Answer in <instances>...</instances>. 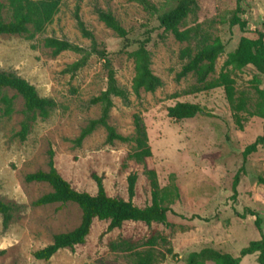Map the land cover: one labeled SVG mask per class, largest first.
<instances>
[{"label": "rangeland", "instance_id": "1", "mask_svg": "<svg viewBox=\"0 0 264 264\" xmlns=\"http://www.w3.org/2000/svg\"><path fill=\"white\" fill-rule=\"evenodd\" d=\"M149 1L155 11L138 0H63L59 13L42 33L0 35V70L16 73L29 81L41 97L53 98L57 103L48 117L36 119L25 140L19 136L24 120L23 99L16 97L11 117H4L0 106V199L20 207L8 227H4L0 214V264H136L134 256L113 252L110 244L125 239L144 250V243L151 237L158 239L154 248L157 264H186L190 253L206 247L238 257L250 242L264 236V184L259 182L260 177L264 178V140L257 152L246 159L243 156L246 147L264 136V120L251 114L258 101L256 87L264 89V75L251 66L242 70L227 68L236 80L238 95L250 100L249 112L241 114L243 129L235 121L223 88L188 94L197 85L195 74L177 81L186 63L180 57L181 51L188 46L197 51L204 43L217 39L226 48L209 80L219 77L243 33L230 24L237 2L198 0V9L181 28H197L200 38L181 43L159 27V17L179 0ZM0 4L4 6V18L9 20L7 0H0ZM241 8L240 17L247 22V31L264 30V0H244ZM98 9L111 12L133 41L151 36V68L164 83L156 92H133L135 63L129 53L137 45L123 50L122 40L100 20ZM77 15L93 34L98 48L111 54L118 84L129 91V104L113 98L109 124L117 133L132 137L134 115L143 117L153 152L148 167L157 172L160 187L171 192L166 203L171 210L167 223L126 222L112 232H107L108 221L96 220L85 244L63 249L49 261L37 260L36 251L52 244L57 234L73 231L82 220L76 204H34L52 188L47 183L27 182L26 176L49 170L50 151L55 154L58 172L76 190L95 195L93 175H97L103 179L109 196L128 200V177L137 173L134 204L145 208L152 202L143 165L129 159L135 148L133 142H108L104 127L88 136L81 146L74 142L91 120L101 117L102 106L91 105L90 101L107 88L104 61L98 55L92 54L83 68L72 73L67 69L82 55L65 51L53 56L45 45L47 38L55 37L91 49L92 40L83 35ZM4 93L15 95L12 90ZM179 102L198 104L202 113L181 121L169 118L168 108ZM238 173L240 183L235 196L233 183ZM258 218L260 228L255 224ZM241 264H258L257 256H247Z\"/></svg>", "mask_w": 264, "mask_h": 264}, {"label": "trees", "instance_id": "2", "mask_svg": "<svg viewBox=\"0 0 264 264\" xmlns=\"http://www.w3.org/2000/svg\"><path fill=\"white\" fill-rule=\"evenodd\" d=\"M138 1L147 9L156 10V7L149 0ZM243 1L236 0L237 7L230 20L231 26H238L243 33L236 48L228 55L219 77L209 80L210 76L215 73L217 60L226 48L220 39L210 44L204 43L197 51H194L190 46L183 49L180 57L186 63L177 75V81H180L189 74H195L197 85L188 94L223 88L235 121L241 129H243L241 114L249 112L250 100L243 94L238 95L236 80L227 71V68L233 67L242 70L251 66L259 74L264 75V30L254 28L247 31V22L240 17L243 12L241 8ZM7 3L11 16L9 20L4 18V6L0 4V35H26L33 32V36L36 33H42L53 22L60 11L63 0H7ZM197 9L198 0H179L174 8L159 17V27L164 29L165 32L171 33L181 43H191L199 40L197 28H181L184 20L190 14L195 13ZM98 15L100 20L122 40L123 50L131 48L134 43L137 45V48L129 53L135 63V77L132 84L133 92L139 95L142 90L153 93L161 88L164 83L160 77L154 74L151 68V53L148 49L151 36L148 35L142 40L133 41L129 37L127 29L111 12L98 9ZM77 22L83 35L92 40L91 49H85L66 39L55 37L47 38L45 45L51 50L53 56H58L65 51H73L82 55L78 61L67 69L68 72L72 73L83 68L92 54L98 55L104 61V68L107 73V88L90 101L91 105L102 106L101 117L91 120L74 142L76 145L81 146L84 140L99 127H104L107 130V140L110 143L116 140L124 143L133 142L135 148L129 155V159L143 165L144 173L151 187L152 202L145 208H140L134 204L133 199L136 194L138 181L137 173H132L128 177V200L109 196L104 187L103 179L97 175H93L97 184V193L95 195L78 191L58 172L55 166V154L50 151L49 170L38 171L26 176L27 182L47 183L52 188L51 192L43 195L34 204L36 206H46L56 203H73L81 209L82 220L80 225L73 231L57 234L52 244L36 251L34 257L37 260L49 261L63 249H75V247L85 244L96 220L108 221L107 232H112L115 229H121L126 222H143L148 225L167 223L168 213L171 210L166 205L170 201L171 192H166L160 187L157 172L148 167V160L153 156V152L143 117L139 114L134 115L135 134L132 137H125L117 133L116 129L109 124L110 112L114 107L113 98H120L124 103L129 104V91L118 84L111 54L105 49L98 48L93 34L86 29L79 15H77ZM7 90L14 91L15 95L9 96L5 94L4 92ZM256 93L258 101L255 110L251 114L264 120V89L256 87ZM18 96L24 102V120L21 123L19 136L22 140H25L36 119L39 116L48 117L56 108L57 103L53 98L41 97L37 89L29 81L16 73L0 70V106L4 117H11L15 113V100ZM202 110L198 104L179 102L168 108V117L176 121L192 119L202 113ZM263 140L264 136H261L257 141L246 147L243 153L244 158L246 159L257 152ZM259 182L264 184V178L260 177ZM239 183L240 173L235 176L233 183L235 196ZM19 208L15 204L7 203L0 199V214L3 217L4 227L9 226ZM252 214L254 213L252 212ZM238 216L240 217V215ZM260 222L259 218L255 222L258 228H260ZM162 242H167V239L162 238ZM157 244L158 239L151 237L143 245L146 249L138 250L137 246L132 242L124 239L119 243H111L110 249L113 252L130 253L134 256L136 264H157L158 258L154 249ZM252 255L257 256L258 264H264V236L260 240L250 242L247 247L241 250L238 257L221 250L206 247L200 251L190 253L186 259V264H241L243 258Z\"/></svg>", "mask_w": 264, "mask_h": 264}]
</instances>
